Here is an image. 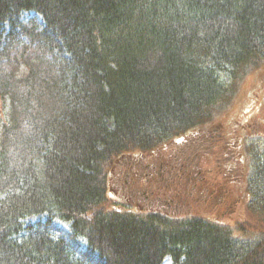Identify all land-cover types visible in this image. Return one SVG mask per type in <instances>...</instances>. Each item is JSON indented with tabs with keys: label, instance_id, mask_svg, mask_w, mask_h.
<instances>
[{
	"label": "trees",
	"instance_id": "16d2710c",
	"mask_svg": "<svg viewBox=\"0 0 264 264\" xmlns=\"http://www.w3.org/2000/svg\"><path fill=\"white\" fill-rule=\"evenodd\" d=\"M0 101V264H264V0H0Z\"/></svg>",
	"mask_w": 264,
	"mask_h": 264
},
{
	"label": "rangeland",
	"instance_id": "374dc122",
	"mask_svg": "<svg viewBox=\"0 0 264 264\" xmlns=\"http://www.w3.org/2000/svg\"><path fill=\"white\" fill-rule=\"evenodd\" d=\"M248 79H250L249 75H246L244 76V79L243 81H237L234 85V89H236V93H238L239 90H241V88L243 89L244 85L246 82H248ZM232 102V100H231ZM240 108L242 109H245V110H248L250 107L249 105L245 102V101H242L240 104H239ZM231 109L228 108V109H219L216 111L215 115H214V120H218L219 118H222L225 116V114H227ZM8 107H7V104L4 102L3 104H1V101H0V118L1 120L8 114ZM2 113V115H1ZM210 125V121L205 125V126H209ZM256 143L258 144L259 143V149L263 148V145L262 143H260L259 140L256 141ZM263 156H260V158H262ZM264 158V157H263ZM36 219L35 218H32L30 219V221H35ZM163 264H171L168 260H165L163 262Z\"/></svg>",
	"mask_w": 264,
	"mask_h": 264
},
{
	"label": "flooded vegetation",
	"instance_id": "af4514ba",
	"mask_svg": "<svg viewBox=\"0 0 264 264\" xmlns=\"http://www.w3.org/2000/svg\"><path fill=\"white\" fill-rule=\"evenodd\" d=\"M186 153V152H185ZM182 156H183V154L181 153V152H178L177 150H175V153H174V158H175V160H181V158H182ZM197 164V163H196ZM196 164H195V166H196ZM166 165L164 164V167H165ZM158 169L160 170V169H162L160 166L158 167ZM156 173L158 174L159 173V171H156ZM125 180H127L126 178H125ZM134 196H135V199L134 200H136L139 204H141V205H144V204H146V200L145 199H148L147 200V205H149L150 207H152V206H156L157 208H161L162 210H164V211H166V210H168L169 209V205L166 203V202H160V201H156L151 195H149L148 194V196L147 195H145V193L144 192H140V191H138V190H136V189H134V192L132 193ZM160 210V209H159Z\"/></svg>",
	"mask_w": 264,
	"mask_h": 264
}]
</instances>
